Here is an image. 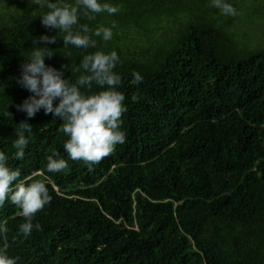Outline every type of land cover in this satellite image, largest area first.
<instances>
[{"label":"trees","instance_id":"obj_1","mask_svg":"<svg viewBox=\"0 0 264 264\" xmlns=\"http://www.w3.org/2000/svg\"><path fill=\"white\" fill-rule=\"evenodd\" d=\"M259 1L224 3L259 13ZM98 2L121 10L89 12V19L81 6L79 25L97 43L80 49L64 47L66 33L42 26L47 7L0 0V151L19 169L16 183L42 181L52 196L33 220L42 230L27 238L19 232L21 209L6 200L0 252L17 264H264V47L239 46L236 16L212 0ZM98 27L111 28L112 39L92 35ZM42 35L57 40L47 45L53 56L45 64L69 83L85 74L75 71L84 55L115 51L120 58L114 71L127 107L126 142L99 164L67 155L62 120L43 109L34 118L17 111L33 95L17 83L20 66ZM133 72L143 77L139 85ZM102 90L81 88L85 95ZM21 122L32 129L17 160ZM54 152L67 169L48 172Z\"/></svg>","mask_w":264,"mask_h":264},{"label":"clouds","instance_id":"obj_2","mask_svg":"<svg viewBox=\"0 0 264 264\" xmlns=\"http://www.w3.org/2000/svg\"><path fill=\"white\" fill-rule=\"evenodd\" d=\"M32 3L47 11L40 17L41 24L49 31L59 30L66 33L63 37L64 47L72 45L80 49L96 47V40L91 38V30L87 25H79V10L83 6L85 16L93 19L90 13L100 14L107 12L109 15L117 14L120 6L108 3L101 4L98 0H76L75 6L64 3L63 0H32ZM212 5L222 10L224 14L235 15V9L224 3V0H212ZM79 25V31L74 28ZM115 27V24L112 25ZM83 33V34H81ZM92 35L101 37L103 41H110L113 37L111 28L98 27ZM57 43L55 36L42 35L33 40V50L26 62L21 64V76L17 83L33 95L29 96L22 104L16 105L17 111L24 112L28 118L43 109L45 114H52L63 121L59 131L69 139L64 143V151L73 161H83L89 165H96L115 152L117 145L126 142V134L121 131L122 115L127 112L124 104L125 96L117 90L121 84V76L114 69L120 63V58L115 51L109 54L97 51L84 55L76 72L83 70L85 74L78 77L75 83H69L62 78L64 72L45 64V57L51 58L49 44ZM44 44L45 47H39ZM67 69V65H62ZM133 84L139 85L143 77L138 72H133ZM93 84L102 90L97 94L85 95L81 88L92 89ZM59 101L54 106V101ZM136 102L138 97L133 95ZM12 118V113H5ZM32 127L27 122L19 124L17 139L13 147L17 150L15 159L22 160L29 138L25 133H31ZM58 153L47 157V170L58 173L68 168L65 159H54ZM8 157L0 151V207L10 198L11 203L21 209L20 215L25 222L20 225L19 232L29 237L33 230H42L39 223H33L37 213L49 205L52 196L42 181L16 183L21 173L19 169L13 170L7 166ZM7 228L0 226V233H6ZM19 258H10L6 252H0V264H17Z\"/></svg>","mask_w":264,"mask_h":264},{"label":"rangeland","instance_id":"obj_3","mask_svg":"<svg viewBox=\"0 0 264 264\" xmlns=\"http://www.w3.org/2000/svg\"><path fill=\"white\" fill-rule=\"evenodd\" d=\"M264 6V0L258 2ZM248 6L254 4L249 2ZM245 10V13L238 12L235 14L236 21V40L239 46L258 48L264 47V11L254 13L253 11Z\"/></svg>","mask_w":264,"mask_h":264}]
</instances>
